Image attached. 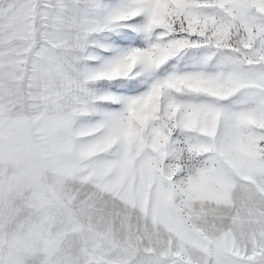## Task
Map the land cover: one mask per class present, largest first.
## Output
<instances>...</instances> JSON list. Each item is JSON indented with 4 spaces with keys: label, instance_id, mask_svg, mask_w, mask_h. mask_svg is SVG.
<instances>
[{
    "label": "snow or ice",
    "instance_id": "6c2138e0",
    "mask_svg": "<svg viewBox=\"0 0 264 264\" xmlns=\"http://www.w3.org/2000/svg\"><path fill=\"white\" fill-rule=\"evenodd\" d=\"M0 264H264V0H0Z\"/></svg>",
    "mask_w": 264,
    "mask_h": 264
}]
</instances>
